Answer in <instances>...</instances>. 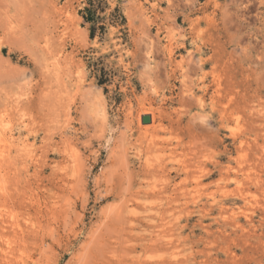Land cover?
<instances>
[{"label": "rangeland", "instance_id": "obj_1", "mask_svg": "<svg viewBox=\"0 0 264 264\" xmlns=\"http://www.w3.org/2000/svg\"><path fill=\"white\" fill-rule=\"evenodd\" d=\"M0 134V264H264V0H0Z\"/></svg>", "mask_w": 264, "mask_h": 264}, {"label": "bare ground", "instance_id": "obj_2", "mask_svg": "<svg viewBox=\"0 0 264 264\" xmlns=\"http://www.w3.org/2000/svg\"><path fill=\"white\" fill-rule=\"evenodd\" d=\"M218 0H213V2L214 3H216ZM190 22H191V20H190ZM193 22V21H192ZM173 43L169 40L168 41V43L165 45V50H166V53H167V55H168V57H167V59L168 60H172V50H173ZM199 55V59H198V62H199V64L196 66L197 68L196 69H198V71H201V73H200V75H201V78H203L204 76H205V73L202 71L203 69H204V66H205V64H206V61L205 60H203L202 58H201V55H200V53L198 54ZM181 75H182V79H181V82H183V83H185V81L183 80L184 79V77H185V73L184 72H182L181 73ZM198 80V79H197ZM196 101H197V104L199 105V106H203L204 105V96H203V93L201 94V95H198V97H197V99H196ZM223 113H225V112H223ZM226 114V113H225ZM225 114H223V115H221V119H220V117H219V119L221 120V122L222 121H224L223 119H224V117H225ZM220 120H219V122H220ZM4 124V123H3ZM256 133V132H255ZM1 134H4V132L2 131L1 132ZM1 134H0V136H1ZM7 135V134H6ZM9 135V134H8ZM9 139V138H8ZM7 140V139H6ZM0 141H1V137H0ZM9 142V141H8ZM2 143H4V142H2ZM228 145V144H227ZM0 147H2L1 145H0ZM226 147V146H225ZM6 147H4V149H5ZM227 148V147H226ZM3 149V150H4ZM230 149V148H229ZM1 150V149H0ZM3 150H2V153H3ZM1 152V151H0ZM224 152L226 153L227 151L226 150H224ZM4 154V153H3ZM229 154V153H228ZM230 155V154H229ZM3 156V155H2ZM6 156V155H5Z\"/></svg>", "mask_w": 264, "mask_h": 264}, {"label": "trees", "instance_id": "obj_3", "mask_svg": "<svg viewBox=\"0 0 264 264\" xmlns=\"http://www.w3.org/2000/svg\"><path fill=\"white\" fill-rule=\"evenodd\" d=\"M88 13L91 15V11H90V9L88 10Z\"/></svg>", "mask_w": 264, "mask_h": 264}]
</instances>
